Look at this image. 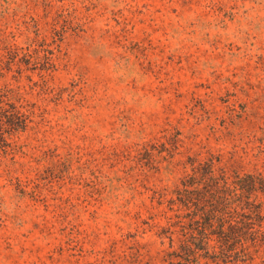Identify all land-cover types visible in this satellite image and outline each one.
Here are the masks:
<instances>
[{
  "label": "rangeland",
  "instance_id": "rangeland-1",
  "mask_svg": "<svg viewBox=\"0 0 264 264\" xmlns=\"http://www.w3.org/2000/svg\"><path fill=\"white\" fill-rule=\"evenodd\" d=\"M193 169L264 181V0H0V264H168Z\"/></svg>",
  "mask_w": 264,
  "mask_h": 264
},
{
  "label": "trees",
  "instance_id": "trees-1",
  "mask_svg": "<svg viewBox=\"0 0 264 264\" xmlns=\"http://www.w3.org/2000/svg\"><path fill=\"white\" fill-rule=\"evenodd\" d=\"M188 177L192 180L193 185L201 184L205 179L215 183V191L213 190L214 194L212 193L211 196L210 210H201L200 201L204 196L199 189L186 192L187 196L185 195L180 200L181 205L188 212L185 216L188 222L185 223L184 229L186 240L178 248H175L172 241L173 252L168 254V264H202L200 261L202 258L219 260L223 263L246 264L251 253H238L226 244L212 246L210 238L212 236L218 238L235 236L240 232L242 233L240 236H245L244 240L251 243L253 247L264 246V207L257 199H253L258 194L264 195V181L247 175L237 177L231 186L223 189L213 179V174L208 176L193 169V173ZM228 209H233V213L237 216L247 215V221H242L239 228L233 225L230 227V234L225 231V225L228 223V216H226ZM174 226L175 222L173 221L167 232H171ZM178 257H181L182 261H176L175 259ZM262 264H264V260Z\"/></svg>",
  "mask_w": 264,
  "mask_h": 264
}]
</instances>
